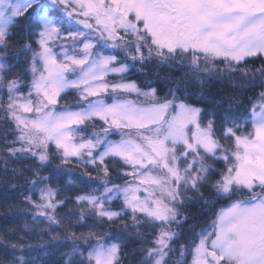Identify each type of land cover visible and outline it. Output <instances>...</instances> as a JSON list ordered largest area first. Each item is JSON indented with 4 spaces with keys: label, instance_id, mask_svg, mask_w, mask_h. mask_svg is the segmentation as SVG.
Here are the masks:
<instances>
[{
    "label": "snow or ice",
    "instance_id": "snow-or-ice-1",
    "mask_svg": "<svg viewBox=\"0 0 264 264\" xmlns=\"http://www.w3.org/2000/svg\"><path fill=\"white\" fill-rule=\"evenodd\" d=\"M0 187V264H264V0H0Z\"/></svg>",
    "mask_w": 264,
    "mask_h": 264
},
{
    "label": "trees",
    "instance_id": "trees-1",
    "mask_svg": "<svg viewBox=\"0 0 264 264\" xmlns=\"http://www.w3.org/2000/svg\"><path fill=\"white\" fill-rule=\"evenodd\" d=\"M135 78V77H134ZM8 200L5 199V192L2 187H0V210H2V206L7 203L12 198L16 197L15 193L9 191L7 193ZM4 220L0 219V225H3ZM61 251H65V249H61ZM41 264H62V260L59 255H49V256H41Z\"/></svg>",
    "mask_w": 264,
    "mask_h": 264
}]
</instances>
